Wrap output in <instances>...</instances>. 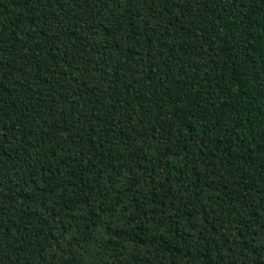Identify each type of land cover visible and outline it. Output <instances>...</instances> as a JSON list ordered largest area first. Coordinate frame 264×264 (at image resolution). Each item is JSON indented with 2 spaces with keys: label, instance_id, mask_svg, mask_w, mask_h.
<instances>
[{
  "label": "trees",
  "instance_id": "obj_1",
  "mask_svg": "<svg viewBox=\"0 0 264 264\" xmlns=\"http://www.w3.org/2000/svg\"><path fill=\"white\" fill-rule=\"evenodd\" d=\"M0 264H264V0H0Z\"/></svg>",
  "mask_w": 264,
  "mask_h": 264
}]
</instances>
